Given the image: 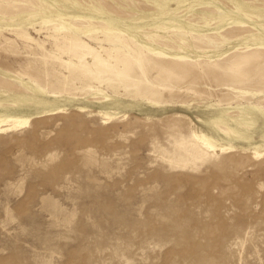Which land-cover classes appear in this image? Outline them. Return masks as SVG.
Returning a JSON list of instances; mask_svg holds the SVG:
<instances>
[{"label": "rangeland", "instance_id": "1", "mask_svg": "<svg viewBox=\"0 0 264 264\" xmlns=\"http://www.w3.org/2000/svg\"><path fill=\"white\" fill-rule=\"evenodd\" d=\"M0 264H264V0H0Z\"/></svg>", "mask_w": 264, "mask_h": 264}, {"label": "bare ground", "instance_id": "2", "mask_svg": "<svg viewBox=\"0 0 264 264\" xmlns=\"http://www.w3.org/2000/svg\"><path fill=\"white\" fill-rule=\"evenodd\" d=\"M39 12V11H38ZM32 13V12H31ZM22 18H27L28 16L31 18V16H32V14H31V16L29 15V13L28 14H26V13H24V14H21L20 15ZM37 16V15H36ZM21 18V19H22ZM28 19V18H27ZM18 20V19H17ZM24 20V19H23ZM37 24H40L41 26L42 25H46V28H47V26H51L55 31H61V32H64V34H66V35H68V38L66 37L65 38V40H67L68 42H70V41H78L79 39L78 38H76L75 36H73V35H71V32L66 28V27H64L63 25H61V24H57V23H53V22H51V21H49V20H45V19H42L39 23H37ZM51 27H50V29H51ZM34 30L36 31V32H39L40 31V29H38V28H35L34 27ZM53 30V31H54ZM13 32H15L18 36H20V37H22V38H24V39H26V40H33V38L31 37V35L27 32V31H25V30H22V29H14L13 30ZM102 32V35H103V38H101V40L102 41H105V42H110V43H114V42H117V43H121V42H123V40L120 38V36H118V35H116L114 32H111L110 30H108V31H101ZM117 33V32H116ZM115 44V43H114ZM127 46V45H126ZM102 47V46H101ZM88 50L90 51V53L94 56V58H93V62H91V63H85V64H78V65H76V64H71V66L72 67H74V68H79V69H83V70H89V69H92L93 68V65H95L96 64V62H95V60H99V58H100V54H99V51H97L95 48H93V47H89L88 48ZM102 50L105 52V54L106 55H108V57L110 56V57H112V58H119L118 57V55H117V53H120L121 52V50L122 49H120L119 47H102ZM122 53V52H121ZM43 55V54H42ZM87 57V56H86ZM85 59V58H84ZM101 59V58H100ZM82 60V59H81ZM124 60V59H123ZM86 61V60H85ZM121 61V60H120ZM99 63H97L98 65H106V66H108V62L106 61V60H104V59H102V60H99L98 61ZM68 64V63H67ZM68 66H70V65H68ZM109 66H110V64H109ZM99 67V66H98ZM101 68V67H100ZM82 70V71H83ZM89 71H91V70H89ZM87 72V71H86ZM101 74V73H100ZM86 91H88L89 89H90V86H86L85 88H84ZM85 91V92H86Z\"/></svg>", "mask_w": 264, "mask_h": 264}]
</instances>
